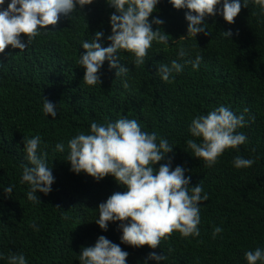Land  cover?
Segmentation results:
<instances>
[{"label":"trees","instance_id":"16d2710c","mask_svg":"<svg viewBox=\"0 0 264 264\" xmlns=\"http://www.w3.org/2000/svg\"><path fill=\"white\" fill-rule=\"evenodd\" d=\"M113 11L106 0H93L71 16L59 15L57 23L46 25L48 31H41L25 49L6 46L0 53V264L21 253L26 264H79L80 248L94 244L99 235L128 252L127 264H141L149 251L164 255L160 264H247L244 252L264 245V16L249 3L241 6L233 23L210 15L204 21L207 35L180 38L186 35V9L159 0L148 19L163 21L152 30L159 27L167 34V44L153 40L142 65H134L132 54L120 50L119 64L129 71L115 76L116 70L104 61L99 82L87 85L84 68L77 63L84 51L80 44L102 31V46H107ZM229 29L232 35L225 38L222 32ZM180 47L186 57L176 56ZM196 55L201 57L197 68L188 63L169 81L160 79V63H182ZM42 98L57 106L55 118L42 112ZM220 105L243 115L245 123L236 131L247 139L224 149L215 164L206 166L187 148V139L199 142L187 129L194 116ZM121 115L135 118L142 131H155L173 145L154 168L171 157L173 167L186 169L189 186L200 183L202 194L207 193L199 202L198 236L182 237L173 230L155 249L134 247L120 241L119 222H109L106 231L94 222L98 204L125 188L110 175L97 181L73 173L67 140L79 132L87 134L92 121L111 122ZM35 135L54 177L47 195L36 193L38 203L27 199V185L19 182L28 164L23 138ZM59 141L65 144L63 152L55 148ZM235 156L253 163L236 168ZM8 185L12 191L6 196L2 190ZM216 226L221 232L213 238Z\"/></svg>","mask_w":264,"mask_h":264},{"label":"clouds","instance_id":"9594fccd","mask_svg":"<svg viewBox=\"0 0 264 264\" xmlns=\"http://www.w3.org/2000/svg\"><path fill=\"white\" fill-rule=\"evenodd\" d=\"M93 0H0V53L6 46L23 50L41 31H48L46 25H55L59 15H70L80 11ZM159 0H106L114 9L109 15L110 34L105 37L110 43L102 46V31H95L90 40H83L80 48L78 65L84 68L83 82L95 85L99 82V72L104 61L109 69H115V76L126 74L127 67L119 64L120 50L132 54L133 64H144L146 50L153 40L167 44L168 36L159 27L152 30V25H160L163 21L157 17L148 19ZM175 9H186L184 19L187 21L186 35L195 37L205 32V18L219 15L228 24L240 11L241 6L249 3L258 6L259 13L264 16V0H168ZM24 34L26 40L22 39ZM225 38L232 35L231 29L222 32ZM188 53L183 47L176 56L183 58ZM201 57L184 59L178 62L160 63L157 72L160 79L169 81L174 73L181 72L185 64L191 63L197 68ZM127 87V82H123ZM57 106L46 98H42V112L53 118L57 115ZM243 115L233 113L228 107L220 105L207 112L194 116L188 125V132L193 138L186 140L191 155L202 158L206 166L216 163L217 157L226 148H235L246 142V135L236 131L244 124ZM41 139L38 135L23 138V151L28 164L22 167L19 182L27 185L26 196L33 203L40 202L37 192L47 195L54 182L52 168L45 161ZM59 152H63L65 144H55ZM67 162L70 170L81 172L99 181L110 175L125 190L110 194L97 206L98 215L94 222L106 231L109 222H119V237L122 243L140 247L147 245L155 249L161 238L173 230L182 237L199 235L197 225L200 222L199 202L207 199L202 194L200 183L189 186L190 177L185 176L186 169L181 165L172 166L171 157L165 163L154 168L166 154L173 151V145L155 131H142L135 118L121 115L111 122L97 123L92 121L87 134L79 132L67 140ZM233 166L236 168L251 166L253 160L235 156ZM3 193H11L12 185L3 188ZM221 228L212 229L215 238ZM128 252L120 245L99 235L94 244L82 246L78 254L79 264H127ZM247 264H256L264 260V245L258 244L254 249L244 252ZM163 254L149 251L141 264L149 260L160 264ZM8 264H26L25 256L11 254Z\"/></svg>","mask_w":264,"mask_h":264}]
</instances>
